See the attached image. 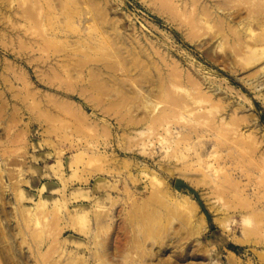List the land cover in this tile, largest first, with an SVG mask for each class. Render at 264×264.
<instances>
[{"label":"rangeland","instance_id":"374dc122","mask_svg":"<svg viewBox=\"0 0 264 264\" xmlns=\"http://www.w3.org/2000/svg\"><path fill=\"white\" fill-rule=\"evenodd\" d=\"M0 264H264V0H0Z\"/></svg>","mask_w":264,"mask_h":264},{"label":"water","instance_id":"95a60500","mask_svg":"<svg viewBox=\"0 0 264 264\" xmlns=\"http://www.w3.org/2000/svg\"><path fill=\"white\" fill-rule=\"evenodd\" d=\"M181 184V183H180Z\"/></svg>","mask_w":264,"mask_h":264}]
</instances>
